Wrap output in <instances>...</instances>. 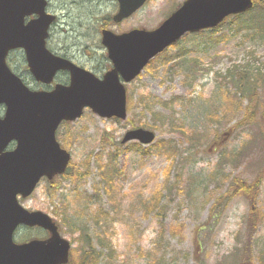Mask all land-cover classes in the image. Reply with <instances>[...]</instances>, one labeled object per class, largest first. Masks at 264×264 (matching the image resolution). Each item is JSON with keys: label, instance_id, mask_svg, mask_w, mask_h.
<instances>
[{"label": "rangeland", "instance_id": "obj_1", "mask_svg": "<svg viewBox=\"0 0 264 264\" xmlns=\"http://www.w3.org/2000/svg\"><path fill=\"white\" fill-rule=\"evenodd\" d=\"M87 1L80 6L73 0H52L54 14L61 15L67 5L72 12L69 21L83 27L77 35L67 36L64 22L59 21L51 30L49 47H64L75 62L101 77L109 71L110 62L99 45L97 15L104 21L117 12V5L108 0ZM184 1L150 0L110 30L120 34L136 28L153 30ZM235 28L228 20L214 35V30L190 34L146 67L127 84L126 119L103 118L87 108L79 119L61 125L58 136L72 155L70 171L83 170L88 164L89 174L82 183L60 178L54 187L44 183L38 189H49L58 197L66 224L62 230L75 242L73 256L79 259L84 243L69 232L68 224L94 229L86 217L78 219L76 211L86 204L88 210L90 206L95 210L99 203L111 208L100 188L97 155L107 159L112 153L122 170L117 203L134 213L121 212L109 228L99 229L109 235L111 250L116 251L111 264H245L247 260L264 264V85L252 99L242 102L232 83L236 66H263L264 39ZM172 55L176 59L162 65ZM9 59L11 68L32 86L23 53L16 51ZM148 96L171 107L140 106V99ZM176 97L180 100L172 104ZM130 120L154 127L156 142L174 141L178 154L173 164L165 150L156 153L154 144L140 146L149 153L145 156L134 151L132 145L138 142L122 144L131 129ZM244 185L249 187V196L244 194ZM160 190L162 214L146 215L144 208H136L141 199L149 202ZM76 192L86 199L77 203Z\"/></svg>", "mask_w": 264, "mask_h": 264}, {"label": "water", "instance_id": "obj_2", "mask_svg": "<svg viewBox=\"0 0 264 264\" xmlns=\"http://www.w3.org/2000/svg\"><path fill=\"white\" fill-rule=\"evenodd\" d=\"M115 22L138 11L147 0H117ZM254 0H186L158 28L135 29L117 35L103 30V45L113 68L102 78L58 56L47 47L49 30L56 17L46 11L47 0H0V191L11 212L0 202V264H65L70 242L62 238L53 220L42 212H27L17 195H29L41 178L53 179L66 172L71 154L61 147L56 132L63 121H75L89 108L103 118H127V91L130 83L167 47L188 33L218 27L227 17L244 13ZM35 15L33 19L27 18ZM22 49L36 81L51 84L57 74L67 71L69 84H57L51 91H33L7 63L11 51ZM156 139L152 130H129L122 142L149 145ZM16 149L4 152L11 142ZM14 216L12 219L11 217ZM20 223L42 225L52 231L47 241L16 245L12 230Z\"/></svg>", "mask_w": 264, "mask_h": 264}, {"label": "trees", "instance_id": "obj_3", "mask_svg": "<svg viewBox=\"0 0 264 264\" xmlns=\"http://www.w3.org/2000/svg\"><path fill=\"white\" fill-rule=\"evenodd\" d=\"M228 20L236 25L235 28L236 31L241 30V31L253 32L255 35L262 37V39H264V0H254V7L251 10L243 14L229 17L227 18L226 21ZM224 23L222 25H224ZM217 31L218 30L215 29L213 31L214 32L213 35ZM175 59H176V55H172L168 58H165L164 61L162 62V65L166 66L168 63L174 61ZM247 66L250 67L251 64H248ZM261 67H254L248 69L245 66H236V69L234 70L233 73L234 77L232 78V83H233V87L235 88V94L240 97L242 102H245L248 98L252 99L253 96L256 94L257 89L264 85V72H263L264 64ZM151 98L153 97L148 96L140 99V103H141L140 106L143 105L145 108H149V109L152 108L154 105L156 106L157 104H161L166 107L170 106V103L167 102L161 103V101L157 102L155 99L152 100ZM178 100H180V98L176 97L175 99H173L172 104H175L176 101ZM263 116H264V111H263ZM130 124L132 125L131 128H136L138 126L151 127L150 124L148 123L144 124L141 121L135 122L130 120ZM152 129H154V127ZM132 146H134L133 148L135 149L132 150L139 152L143 156L149 154V153H144V150L140 148L141 146L140 144L139 145L134 144ZM153 149L157 150L156 152L157 154H161L162 149L165 150L167 154V158L172 161V164L178 154V146L174 144L173 140H169V142H165V140H161L160 142L157 141L153 145ZM115 158L116 156L113 155L112 153L108 154L107 159L100 158L99 155H97V162L99 164L98 174L100 176V188L107 195L111 208H104L99 203L98 207H96L95 210L90 209L91 207L90 206L89 207L90 211H89L87 207L88 204H86V208L76 211V214L78 215L77 217L78 219H81V217H86L87 220L93 224L94 226L93 230L89 229L86 224L77 225V226L76 224L73 225H71V223L68 224V227L70 226L69 232L79 235L78 238H80L81 243H84V250L81 251V253H79V259L73 256L72 264H100L102 260H105L107 264H111L112 262H114L116 251L111 250L109 235H104V231L103 230L99 231V229L107 226L109 222H115L118 218V215L121 212L124 214L127 212L130 214L134 213V211L130 210V207L124 209L121 208V205L117 203L118 199L115 197V195L121 192L118 186V180L121 178L122 170L118 169L116 165L117 161ZM71 165L68 171L65 173L64 179H72L74 181L77 180L78 183H82L83 179L86 178V176L89 174V165L85 164V166H83V170L78 169L75 171V173L70 171ZM170 167H171L170 169L171 172L172 165ZM167 181H170V177L167 178ZM236 182L242 183V181L239 179H237ZM242 189L245 192L244 194L246 196H249L248 194L249 187L244 185ZM74 196L76 201L77 199L78 200L86 199V196L80 194L79 192H76ZM162 196H163L162 191L161 190L157 191L155 194L152 195L149 202H145L143 199H141L140 205L136 208L138 209L140 208L141 210L142 208H144L146 215L151 213L162 214L163 211L165 210V207L161 205ZM101 197L102 195L100 196V199ZM90 199L91 198H89V200ZM107 227L109 228V226ZM250 261L247 260L245 264H250Z\"/></svg>", "mask_w": 264, "mask_h": 264}, {"label": "flooded vegetation", "instance_id": "obj_4", "mask_svg": "<svg viewBox=\"0 0 264 264\" xmlns=\"http://www.w3.org/2000/svg\"><path fill=\"white\" fill-rule=\"evenodd\" d=\"M47 1H48V5H47L48 12L54 14L53 13L54 10H53V5H52V0H47ZM73 1L75 3L80 4V6H83L84 4H87V2H88L87 0H73ZM108 1H111V0H108ZM112 2H114L117 5V11H118L119 10V4L115 1H112ZM64 7H66V8L64 9V11L61 12L62 13L61 15L57 16V18H56L57 21L55 24L57 25V24H59V21H62V22H64V24H63L64 25V29H63L64 34H66L67 36L68 35H77L78 29L82 28L83 26L76 27L74 25L73 21H69V19L72 18V12L69 8H67V5H65ZM113 18H114V14L111 17L110 16L106 17V19L103 21L102 17H99L97 15V20H99V22H98L99 34H101L104 29H110V26L112 24L119 25L123 21H125V20H123L122 22L115 23ZM65 23L67 24L66 26H65ZM129 30H131V29H129ZM115 32L117 33V31H115ZM123 32L124 31H122V33ZM118 33H120V32H118ZM51 39H52V34H50V36L48 38V44L51 43ZM99 45L103 46L102 40H101ZM19 51L23 53L24 60L27 64L25 52L23 50H19ZM52 51H54L55 54L62 56L63 58H66V59H69V60H72L75 62L74 57L69 55L67 53V50L66 49L64 50V47L58 48V49H52ZM104 58H105V60H108L107 55L104 56ZM31 78L34 81V84H33L35 86L34 88L39 89V90H45V89L46 90H52L57 83L68 84L70 82V74L67 71L59 72L55 78V81L51 85H45L41 82H37L32 77V75H31ZM58 135H59V130L57 131V138L61 144V141H60ZM16 146H17V142L13 141L6 147L4 152H12L13 150L16 149ZM59 177L63 178L62 176L58 175V176L54 177L53 181H50L48 178L43 177L41 179L39 185H42L44 183H48L50 185V187H54L53 185L57 181V178H59ZM2 195H3V192L0 191V196H2ZM0 202H3V210L8 211L10 213L11 210L8 207H6V205H4L5 203H7L9 201L3 197V199L0 200ZM17 202L24 210H27L29 212H42L44 214L49 215L53 219V221L56 223V225L58 226L59 234L65 238H67V234H65V231L63 232V230H62L63 226H65L66 224L63 221V219H64L63 214L61 212L59 213V211H60V208L58 205L59 200H58L57 196L53 195L51 190L41 189V191H40L39 189H35L28 196H24L22 194H19L17 196ZM1 210L2 209H0V211ZM13 217L14 216H12L11 219ZM3 231H4V227H2V225H1V217H0V239H2V237H3V234H2ZM51 237H52V231L50 229H47L46 227H44L42 225H28L25 223H20L11 232V239H12L13 243L16 245L27 244V243H30V242L35 241V240L46 241V240H49ZM74 246H75V242H72V240H71L70 260H69L68 264L73 263L72 257H73V252H74Z\"/></svg>", "mask_w": 264, "mask_h": 264}]
</instances>
